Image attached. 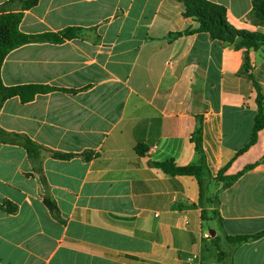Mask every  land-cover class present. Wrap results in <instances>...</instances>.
<instances>
[{
	"label": "crops",
	"instance_id": "1",
	"mask_svg": "<svg viewBox=\"0 0 264 264\" xmlns=\"http://www.w3.org/2000/svg\"><path fill=\"white\" fill-rule=\"evenodd\" d=\"M22 1L0 0V14ZM208 1L236 29L264 33L252 0ZM184 12L176 0H40L25 11L22 33L62 41L20 46L1 69L5 86L53 90L0 108L1 129L41 147L34 157L0 142V264H264V129L240 152L258 113L255 83L264 101V46L186 33L200 23ZM200 127L201 184L155 166L201 165ZM250 166L228 188L215 179ZM244 236L256 237L229 241Z\"/></svg>",
	"mask_w": 264,
	"mask_h": 264
},
{
	"label": "trees",
	"instance_id": "2",
	"mask_svg": "<svg viewBox=\"0 0 264 264\" xmlns=\"http://www.w3.org/2000/svg\"><path fill=\"white\" fill-rule=\"evenodd\" d=\"M40 0H25L21 2V11L10 12L5 9L3 13L0 14V108L2 104L12 98L20 97L22 102L32 101L36 95L47 93L53 90L51 87L42 85H22L8 87L5 86L2 77L1 69L4 64L6 57L14 49L23 46L25 44L34 41H50V42H60L62 39L58 34H45L38 36L26 35L21 32L20 24L24 17L26 10L35 7ZM181 2L185 6L184 16L186 18H193L195 21L200 23L199 30H189L186 33L204 32L210 35L213 40L222 42L225 46H230L236 49L245 48L248 51L259 50L264 46V33L262 32H251L246 30L236 29L227 18L226 7L215 4L208 0H176ZM14 2V1H12ZM253 9L250 13V20L256 26L264 28V0H252ZM69 29L64 33L66 38L73 36ZM178 35H183V33H178ZM240 40L237 43V40ZM246 69L250 70L249 57L246 58ZM258 92V113L255 117V124L252 132V137L250 142L240 151L244 152L251 145H253L258 137V133L264 129V101L262 88L258 83H255ZM192 141L196 145V150L202 156V163L199 166L191 167H179L174 161H166L161 163H155V166L162 169L165 173L176 176V175H192L195 176L200 184L203 181L204 175H209L208 167L206 166L204 148H203V137H202V127L198 128L196 133L192 136ZM0 142H15L17 144L23 145L31 156L37 157L40 154L41 147L32 141L29 137L8 133L7 131L0 128ZM139 154H143L141 146L137 148ZM56 158L67 159L70 155L55 154ZM253 167L250 166L246 171L231 177H224L223 174L225 170H222L219 175L215 178L217 181L225 182L224 188H228L234 184L245 172L251 170ZM203 198V195H202ZM47 205L51 209H55V204L47 200ZM208 204L210 207L219 205L218 194L214 195L212 198L208 199ZM203 203V202H201ZM10 211H15V208H9ZM207 211H204V217L207 215ZM211 213L216 216L218 215V210L213 209ZM256 236H244V237H229V241L234 243H242L247 240L253 239ZM223 253L219 255L221 259Z\"/></svg>",
	"mask_w": 264,
	"mask_h": 264
},
{
	"label": "built area",
	"instance_id": "3",
	"mask_svg": "<svg viewBox=\"0 0 264 264\" xmlns=\"http://www.w3.org/2000/svg\"><path fill=\"white\" fill-rule=\"evenodd\" d=\"M193 259H188V261L191 263Z\"/></svg>",
	"mask_w": 264,
	"mask_h": 264
},
{
	"label": "water",
	"instance_id": "4",
	"mask_svg": "<svg viewBox=\"0 0 264 264\" xmlns=\"http://www.w3.org/2000/svg\"><path fill=\"white\" fill-rule=\"evenodd\" d=\"M212 235H213V236L215 235V232H214V231L212 232Z\"/></svg>",
	"mask_w": 264,
	"mask_h": 264
}]
</instances>
